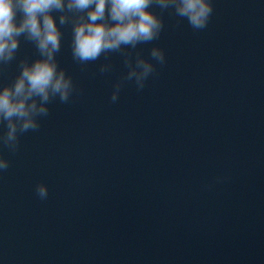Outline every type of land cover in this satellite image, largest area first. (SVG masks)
I'll return each instance as SVG.
<instances>
[{
    "label": "clouds",
    "instance_id": "1",
    "mask_svg": "<svg viewBox=\"0 0 264 264\" xmlns=\"http://www.w3.org/2000/svg\"><path fill=\"white\" fill-rule=\"evenodd\" d=\"M153 5L162 12L173 9L195 30L206 28L213 13L211 0H0V66L16 60L21 38L33 43L39 53L34 60H20L18 75L0 86V123L6 127L0 144L16 152L19 136L39 129V118L48 116L52 100H70L72 78L56 59L62 42L59 25L72 26L74 60L86 64L109 52H121L128 68L124 80L134 81L137 89L143 90L155 71L152 60L163 65L165 53L152 47V60L137 54L133 62L131 51L125 49L134 50L139 44L159 39L164 23L151 10ZM53 13H59V24ZM110 70L108 63L99 66L102 74ZM122 84L115 85L113 103L119 98ZM8 167L9 161L0 156V171ZM36 193L40 199H47V185L38 184Z\"/></svg>",
    "mask_w": 264,
    "mask_h": 264
}]
</instances>
